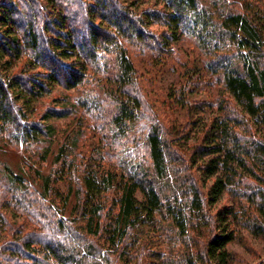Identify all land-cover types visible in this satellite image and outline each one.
Segmentation results:
<instances>
[{"label":"trees","instance_id":"16d2710c","mask_svg":"<svg viewBox=\"0 0 264 264\" xmlns=\"http://www.w3.org/2000/svg\"><path fill=\"white\" fill-rule=\"evenodd\" d=\"M44 1L46 4L40 0H0V57L18 60L26 55L36 66L28 72L23 63L8 76L0 75V137L8 146L39 148L44 162L49 148L44 139L46 129L36 118L69 116L72 107L49 108L43 113L36 107L29 118L20 102L29 96L41 97L55 87H82L87 81V65L96 64L99 55L100 59L112 55L115 89L108 95L114 109L109 115V136L117 147L126 142L136 145L123 147L120 152L127 154L122 159L110 153L101 157L103 164L107 158L119 161L121 176L117 171L94 167L91 158H81L79 175L74 179L79 211L73 223L47 216L40 232L18 230V239L4 245L10 226L0 212V253L8 263L113 264L115 259L128 263L126 250L138 226L152 223L163 209L180 235L186 234L196 215L213 230L203 249L209 263L222 264L227 259L226 248L235 239L232 225L264 237V0L238 4L209 35L208 51H220L218 46H223L224 53L212 57L206 69L217 77L227 97L218 104L211 102L215 116L202 124L198 144L188 143L195 126L192 119L183 127L173 119L169 127L146 121L144 100L127 56L128 47L156 41L147 30L143 13L131 11L120 0ZM163 2L161 9L145 10L144 14L166 21L175 31L182 24L181 32L187 29L196 34L200 20L192 14L199 9L198 0ZM180 20L184 22L178 23ZM232 46L235 53L229 54ZM73 57L85 58L83 65L78 67L71 61ZM200 81V76L188 79L180 96L184 104H207H194L187 97ZM74 101V105L88 109L82 97ZM139 124L140 138L131 140L130 134ZM137 145L142 157H134L140 153ZM199 171L203 182L209 183L207 191L197 182ZM17 179L20 188L4 187L11 201L2 199L8 207L15 197L14 207L19 210L22 203L18 201L28 195L21 190L25 179ZM50 180L45 179L47 192L54 191ZM227 195L240 199V206L212 213L213 206ZM94 239L104 241L110 251L95 245ZM138 255L129 253V258H134L131 263L137 264Z\"/></svg>","mask_w":264,"mask_h":264},{"label":"rangeland","instance_id":"374dc122","mask_svg":"<svg viewBox=\"0 0 264 264\" xmlns=\"http://www.w3.org/2000/svg\"><path fill=\"white\" fill-rule=\"evenodd\" d=\"M40 1L46 4L44 0ZM120 1L131 11L143 13L147 30L156 39V41L150 39L147 45L144 42L136 43L127 50V56L135 70V82L138 83V89L144 100L145 115L148 118L146 121L149 124L157 121L169 127V122L175 120L177 125L183 127L192 119L195 126L191 128V140L188 143L198 144L197 139L200 137L202 124L209 123L210 119L215 116V105H211V102L218 104L227 97L221 84L215 80L217 77L211 76L206 69L207 63L224 49L223 46H218L220 51H208L209 35L216 28L218 21L238 4L249 5L251 2L249 0H198L199 9L192 16L198 18L200 23H196L197 35H193L188 33L187 29L181 32L182 24L177 25L175 31L174 27L169 26L166 21L144 14L145 10L161 9L164 4L163 0ZM182 22L184 21L180 20L178 23ZM233 50L234 46L229 54H232ZM25 56L18 60L14 57H0V75L8 76L23 63L29 72L35 65ZM71 61L80 67L85 58L73 57ZM114 63L112 55L103 57V59H100L99 55L96 64L87 65V81L82 87L76 90L55 87L48 94L41 97L29 96L20 102L29 118H33L36 107L39 109L38 113H43L49 108L72 107L73 114L61 118L50 116H45L42 120L36 118V121L42 123L46 129L44 139L49 148L44 162L40 158L44 154L39 148L8 146L7 142L0 137V212L7 216L10 226L9 233L2 242L4 245L14 242L16 237L18 239V230L22 229L21 231L26 234L40 232L43 220L47 216L50 219H66L73 223L79 211L74 179L76 175H79L78 168L82 164L81 158L84 161L91 158V165L100 170L117 171V176H121L119 173L124 175L119 161H110L107 158L106 163L101 162V157H104L106 153L122 159L127 153H122L120 150L123 147L132 149L136 145L126 142L123 146L117 147L115 146L117 142L114 143L112 137L109 136V115L114 109L108 95H110V90L115 89L112 84ZM197 74L201 77L200 85L193 88L187 97L194 104L195 102L199 104L206 102L207 104L203 106L186 105L180 99L182 89L188 79L191 77L196 79ZM76 97H82L88 109L78 104L74 105ZM209 105L211 106L208 107ZM188 112L190 118L187 117ZM141 128L140 124L138 128H133L130 134L131 140L140 138ZM262 136L264 137V130ZM135 148H137L136 151H140L138 145ZM61 150H63L62 155H60ZM137 155L142 157L141 151L138 154L135 153L134 157ZM130 158L131 156L128 160H131ZM63 159H65L64 163L61 162ZM197 174L198 184H203V191H207L209 183L203 182L204 175L202 176L200 171ZM17 177L25 179L26 184L21 190L28 195L18 201L19 204L22 203L20 211L14 207L17 203L15 197L12 198L13 201L8 207L2 199L6 197L9 202L11 201V195L4 192V187L11 185L19 187L20 182ZM48 177L54 189L52 192H47L45 189V179ZM34 198H39V200L34 201ZM140 198L138 194V199ZM240 201L233 196H224L219 203L213 206L212 213L228 206L239 207ZM37 223L40 225L38 226ZM230 229L234 232L235 239L227 246L228 256L222 264H264V237L254 236L237 224L232 225ZM211 231L213 230L204 225L201 217L196 215L186 234L180 235L163 209L152 223L138 226L134 237L129 241L130 250H126L130 262L115 259L113 264H133L131 261L134 258H129V253L134 255L136 252H139L137 264H221L212 261L209 263L203 256L204 244L210 238ZM93 242L101 249L102 246L108 249L104 241L97 242L94 239ZM8 262L6 256L0 253V264H10Z\"/></svg>","mask_w":264,"mask_h":264}]
</instances>
